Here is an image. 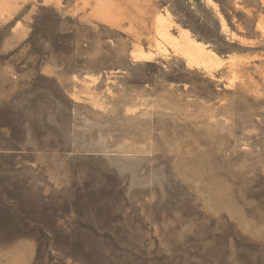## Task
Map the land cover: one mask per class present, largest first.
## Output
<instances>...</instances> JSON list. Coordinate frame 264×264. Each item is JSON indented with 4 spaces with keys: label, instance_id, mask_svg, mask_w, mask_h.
I'll return each mask as SVG.
<instances>
[{
    "label": "rangeland",
    "instance_id": "obj_1",
    "mask_svg": "<svg viewBox=\"0 0 264 264\" xmlns=\"http://www.w3.org/2000/svg\"><path fill=\"white\" fill-rule=\"evenodd\" d=\"M262 1L0 0V264H264Z\"/></svg>",
    "mask_w": 264,
    "mask_h": 264
},
{
    "label": "bare ground",
    "instance_id": "obj_2",
    "mask_svg": "<svg viewBox=\"0 0 264 264\" xmlns=\"http://www.w3.org/2000/svg\"><path fill=\"white\" fill-rule=\"evenodd\" d=\"M7 1L8 0H1V3L6 5ZM112 1L113 0H96L99 5L97 11L103 16V18L109 21L112 19L111 11L114 8ZM262 2H264V0ZM140 21L142 23L141 27L145 30L146 37L144 40L141 37H138L137 45L132 51L134 59L153 58L152 55L154 53L151 55L150 52L149 54L147 53V50L145 51L144 49L145 47H148L157 52L158 55L161 54L164 57H167V51L169 50L174 55L182 58L187 67L204 69L210 75L213 73L212 69L221 64L222 60L210 47L207 46V44L195 38V36L186 28L177 25L167 13L162 14V12H157L153 16L146 14L143 15V18H141ZM220 23L222 30L229 32L227 24L222 17L220 18ZM263 25L260 24L257 25V27L259 26V32L264 39ZM144 42L148 44V46H144ZM234 65L233 61H231L227 67L232 69L230 71H233Z\"/></svg>",
    "mask_w": 264,
    "mask_h": 264
}]
</instances>
